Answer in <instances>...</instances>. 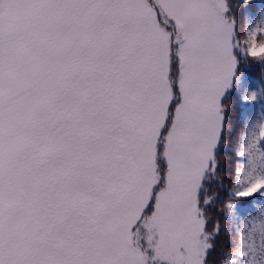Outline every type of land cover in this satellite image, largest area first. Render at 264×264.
<instances>
[{"label": "rangeland", "instance_id": "obj_1", "mask_svg": "<svg viewBox=\"0 0 264 264\" xmlns=\"http://www.w3.org/2000/svg\"><path fill=\"white\" fill-rule=\"evenodd\" d=\"M151 1L0 0V264H205L219 103L264 57L212 0Z\"/></svg>", "mask_w": 264, "mask_h": 264}, {"label": "trees", "instance_id": "obj_2", "mask_svg": "<svg viewBox=\"0 0 264 264\" xmlns=\"http://www.w3.org/2000/svg\"><path fill=\"white\" fill-rule=\"evenodd\" d=\"M212 1L232 24L244 62L263 58L264 0ZM231 79L219 103L221 129L199 193V208L212 229L204 263L264 264V63L253 69L240 62Z\"/></svg>", "mask_w": 264, "mask_h": 264}, {"label": "flooded vegetation", "instance_id": "obj_3", "mask_svg": "<svg viewBox=\"0 0 264 264\" xmlns=\"http://www.w3.org/2000/svg\"><path fill=\"white\" fill-rule=\"evenodd\" d=\"M106 90V93H108L110 96H113L112 100L110 102H107L106 104H109L110 107L113 108V111H114V114L115 116H118L119 115V111H118V108L119 107V99L117 98L116 96V89L114 88V85H112L111 87H109V85L106 86L105 88ZM117 90L119 91L118 87H117ZM119 118V117H117ZM117 139H120L119 137H116ZM125 145V144H124ZM124 145H123V153H121L120 155H116V158L118 156H120V161L121 159L123 160L124 158L123 157H127V160L123 163V168H122V171L126 172L125 170L130 168V165H129V161L132 160V158L130 157L129 152L127 151V149H124ZM133 161V160H132ZM110 173H111V176L114 177V175L116 174V171H114L113 169L110 170ZM114 173V174H113ZM117 176V174H116Z\"/></svg>", "mask_w": 264, "mask_h": 264}]
</instances>
